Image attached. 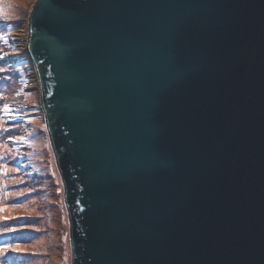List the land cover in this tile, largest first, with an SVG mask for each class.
I'll list each match as a JSON object with an SVG mask.
<instances>
[{
  "label": "water",
  "instance_id": "obj_1",
  "mask_svg": "<svg viewBox=\"0 0 264 264\" xmlns=\"http://www.w3.org/2000/svg\"><path fill=\"white\" fill-rule=\"evenodd\" d=\"M28 29L72 264H264V0H35Z\"/></svg>",
  "mask_w": 264,
  "mask_h": 264
},
{
  "label": "rangeland",
  "instance_id": "obj_2",
  "mask_svg": "<svg viewBox=\"0 0 264 264\" xmlns=\"http://www.w3.org/2000/svg\"><path fill=\"white\" fill-rule=\"evenodd\" d=\"M34 2L0 0V154H10L5 161L10 164L9 175L5 174V181L0 183V194L7 208L12 206L10 200L16 193L23 199L13 209L4 211L6 207H0V222H5L0 232L11 223L16 227L36 224L25 229L23 248L13 253L7 247L6 252L1 248L0 253L8 252L6 264H40L41 260L44 264H72L64 186L44 120L40 84L29 83L35 69L28 54V36L24 35ZM14 169L17 173L12 175ZM8 182H14L16 193L7 189L2 194Z\"/></svg>",
  "mask_w": 264,
  "mask_h": 264
},
{
  "label": "trees",
  "instance_id": "obj_3",
  "mask_svg": "<svg viewBox=\"0 0 264 264\" xmlns=\"http://www.w3.org/2000/svg\"><path fill=\"white\" fill-rule=\"evenodd\" d=\"M9 158H10V154L9 155H5V154L4 155H1L0 154V183H2V184H3V180L5 181V178H4L5 176L4 175L5 174H6V176L9 175V170H8V167L7 166H9L10 164H6L5 163L6 159H9ZM15 173H17V170L16 169H14V172H13L12 175H14ZM12 175L10 174V177ZM16 182L17 183H20V184H24L22 181H19V180L16 181ZM13 183L12 182H8L7 184H5L2 187V194L7 189L10 190V191H12V192H14V193H16L15 192L16 185L14 186ZM27 191H31V189H28ZM18 195H19V193H16V195L10 200V203H12V206L10 207V205H8V207H10V208H7L6 205L8 203L6 202V204L4 205V203L1 200V194H0V207L2 205H3V207H6V209L4 211H6L7 209H11V208L13 209V208H15L23 200L22 198H20L21 197L20 195L17 198ZM31 209H34V211H36L35 208H32L31 207ZM40 216H41L40 214H39V216L36 215L35 219L37 217H40ZM3 223H5V222H0V226ZM41 225H42V223H41ZM34 227H36V224L35 223L20 224L18 227H16L13 223H11L10 225L6 226L5 229H3L2 232H0V249L3 248L4 249V252H6L5 250L7 248H9L10 251H11V253H13V252H16L18 249L23 248V244L25 243V240L23 239V235L25 233V229H27V228H34ZM42 229L43 228H39L40 231H42ZM35 231H37V230H35ZM17 234H20L21 236H19ZM15 235H16V237H15ZM14 245H16V247ZM6 256H8V252L7 253H3V254L0 253V262H1V264H6L8 262V259H5ZM40 264H44L43 260L40 261Z\"/></svg>",
  "mask_w": 264,
  "mask_h": 264
},
{
  "label": "bare ground",
  "instance_id": "obj_4",
  "mask_svg": "<svg viewBox=\"0 0 264 264\" xmlns=\"http://www.w3.org/2000/svg\"><path fill=\"white\" fill-rule=\"evenodd\" d=\"M25 37L26 36H28V28H27V30H26V32H25V35H24ZM26 50V49H25ZM25 52V51H24ZM12 55L11 56H13V57H16L17 55L16 54H14V53H11ZM32 62V61H31ZM32 64H33V62H32ZM33 67H34V65H33ZM34 69H35V67H34ZM35 72L33 73V78L30 80V86H33V85H36V86H38L39 85V83H38V77H37V71H36V69L34 70Z\"/></svg>",
  "mask_w": 264,
  "mask_h": 264
}]
</instances>
